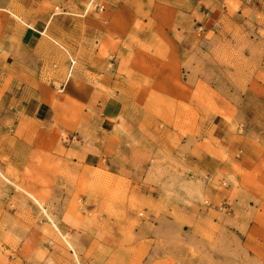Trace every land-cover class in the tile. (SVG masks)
I'll return each mask as SVG.
<instances>
[{"label":"rangeland","instance_id":"1","mask_svg":"<svg viewBox=\"0 0 264 264\" xmlns=\"http://www.w3.org/2000/svg\"><path fill=\"white\" fill-rule=\"evenodd\" d=\"M201 33L191 28L178 36L175 55L159 49L148 58L165 70L131 88L137 128L116 139L112 162L82 173L47 165L4 176L15 195L0 203V264H263L253 252L260 251L253 239L261 231L243 242L250 211L223 204L216 214L221 230L206 223L212 190L197 159L203 134L213 141L217 117L238 136L264 144V12ZM234 193L239 198L241 190ZM62 226L94 237L90 262L81 258L84 242Z\"/></svg>","mask_w":264,"mask_h":264},{"label":"crops","instance_id":"2","mask_svg":"<svg viewBox=\"0 0 264 264\" xmlns=\"http://www.w3.org/2000/svg\"><path fill=\"white\" fill-rule=\"evenodd\" d=\"M89 1L0 0L1 204L15 195L4 176L47 165L82 173L112 162L116 139L137 128L130 105L138 95L131 88L156 81V72L165 70L148 59L159 49L175 55L181 47L177 37L191 28L207 35L217 24L264 12V0H98L104 10L88 14ZM134 56L145 61L135 63ZM210 129L213 141L206 143L203 134L197 159L204 185L212 190L205 221L221 230L216 214L223 204H231L229 211H250L254 219L245 226L243 242L261 231L253 239L260 251L253 252L264 264V144L233 133L221 117ZM60 229L84 242L81 258L90 262L94 237Z\"/></svg>","mask_w":264,"mask_h":264},{"label":"built area","instance_id":"3","mask_svg":"<svg viewBox=\"0 0 264 264\" xmlns=\"http://www.w3.org/2000/svg\"><path fill=\"white\" fill-rule=\"evenodd\" d=\"M90 7H93L94 10H99V11L104 10V7L101 6L99 3H97L95 0H91L89 7L86 9V11H89Z\"/></svg>","mask_w":264,"mask_h":264},{"label":"bare ground","instance_id":"4","mask_svg":"<svg viewBox=\"0 0 264 264\" xmlns=\"http://www.w3.org/2000/svg\"><path fill=\"white\" fill-rule=\"evenodd\" d=\"M23 19V18H22ZM53 42H54V40H53ZM59 43V42H58ZM62 45V44H61ZM69 56V55H68ZM70 74H71V69L69 70V72H68V74H67V78H69L70 77Z\"/></svg>","mask_w":264,"mask_h":264}]
</instances>
